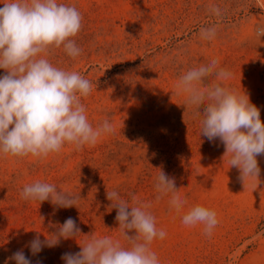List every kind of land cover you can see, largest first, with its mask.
Returning a JSON list of instances; mask_svg holds the SVG:
<instances>
[{
  "label": "rangeland",
  "instance_id": "374dc122",
  "mask_svg": "<svg viewBox=\"0 0 264 264\" xmlns=\"http://www.w3.org/2000/svg\"><path fill=\"white\" fill-rule=\"evenodd\" d=\"M57 2L81 13V30L72 39L82 51L73 59L61 46L46 58L92 82L91 93L82 98L88 121L96 128L107 119L115 131L94 146L75 150L65 144L43 158L0 154V264L20 249L32 264H64L61 256L79 252L92 235L127 246L107 191H117L130 206L129 193L151 203L157 229L167 233L151 244L160 264H264V155L257 157L260 180L246 178L243 184L224 145L200 137L201 118L195 106H184L186 96L175 87L187 71L215 60L231 73L223 83L249 94L264 123V0ZM206 28H215L212 40L202 39ZM161 166L186 200L179 214L170 210V195L156 199ZM36 181L80 198L71 208L25 201L23 188ZM195 205L217 213L210 237L203 225L182 227L183 214ZM68 217L89 236L62 240L32 256L27 243L38 233L44 239L55 230L51 225Z\"/></svg>",
  "mask_w": 264,
  "mask_h": 264
},
{
  "label": "clouds",
  "instance_id": "9594fccd",
  "mask_svg": "<svg viewBox=\"0 0 264 264\" xmlns=\"http://www.w3.org/2000/svg\"><path fill=\"white\" fill-rule=\"evenodd\" d=\"M82 27V15L74 5L57 0H5L0 7V154L4 156L36 158L61 151L65 144L75 150L94 146L105 134L114 133L109 120L93 128L86 116L82 98L92 91V82L77 72L57 68L46 58L52 48L63 46L65 53L75 59L81 54L75 37ZM215 28L201 30V37L212 40ZM44 54V55H41ZM231 73L217 68L213 60L208 65L193 68L180 77L176 93L186 96L185 107L195 106L200 119V137L209 142L217 139L230 154V167L240 171L239 179L260 180L261 168L257 157L264 155V123L260 109L242 94L226 86ZM220 81L213 85L205 80ZM199 85V87H198ZM11 126V127H10ZM158 169L156 199L170 195V210L181 213L186 200L179 195L175 178L163 166ZM132 204L122 199L117 191H107L110 208L116 209L115 220L123 240L92 235L80 251L61 256L64 264H160L151 250L155 239H164L163 229H157L155 216L148 211L151 203L137 200L129 193ZM25 201H49L56 208L76 206L80 196H73L54 184L36 181L26 185L21 193ZM130 209V211H129ZM44 221L45 217L40 216ZM219 221L214 210L201 205L191 207L181 218L184 228L203 225V232L211 236ZM55 230L41 239L38 233L26 245L32 256L43 248L58 246L62 240L76 239L82 234L76 221L68 217L62 224L51 225ZM32 264L23 249L9 256L4 264ZM37 264H40L37 261Z\"/></svg>",
  "mask_w": 264,
  "mask_h": 264
}]
</instances>
